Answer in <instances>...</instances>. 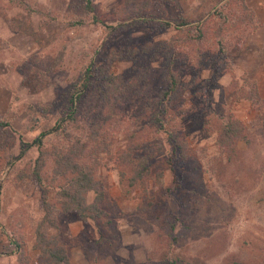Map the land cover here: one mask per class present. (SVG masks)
Segmentation results:
<instances>
[{
    "label": "rangeland",
    "instance_id": "1",
    "mask_svg": "<svg viewBox=\"0 0 264 264\" xmlns=\"http://www.w3.org/2000/svg\"><path fill=\"white\" fill-rule=\"evenodd\" d=\"M22 1L27 6L0 0V121L7 122L0 124V264H38L33 247L37 229L63 245L68 264H264V106L251 104L242 88L246 79L264 100V0H244L246 13L229 0H150L159 17L163 11L194 22L205 18L214 2V8H231L229 21L241 19L237 26L228 21L217 37L227 47L226 58L220 63L215 58L213 67L199 69L197 77L191 44L177 43L180 53L172 64L180 83L167 113L193 152L172 172L165 134L145 125L138 139L151 144L158 138L164 150L153 158L145 191L127 186L125 176L118 175L120 170L125 175V168L115 162L114 153L125 146L128 117L138 109L125 100L111 111L103 108L97 138L109 144L112 157L99 154L93 174L104 190V214L83 220L74 212H53V225L41 220L40 191L31 177L36 149L19 154L21 141L63 115V93L89 61L94 77L98 66L123 80L127 71H140L145 76L142 92L158 95L166 86L162 56L140 54L136 62L121 58L107 63L106 53L180 33L174 27L162 31L121 24L124 9L144 0H92L93 13L113 29L91 23L79 0ZM204 45L210 57L217 44L208 38ZM95 86L90 83L77 107L76 128L68 126L67 136L44 140L41 172L46 183L51 148L80 136V126L101 111ZM214 112L231 113L245 128V140L236 142L234 155L219 152L214 144L209 120ZM47 193L53 201V189ZM92 197L88 192L87 202Z\"/></svg>",
    "mask_w": 264,
    "mask_h": 264
},
{
    "label": "trees",
    "instance_id": "2",
    "mask_svg": "<svg viewBox=\"0 0 264 264\" xmlns=\"http://www.w3.org/2000/svg\"><path fill=\"white\" fill-rule=\"evenodd\" d=\"M15 1L18 4L21 2L23 6H27V3L22 0ZM170 1L176 2V0ZM230 1L243 12L248 11L244 0H229L227 2ZM151 3L150 0H144L130 8H125V13L120 14V23L131 27L136 24H143L142 26L146 25L148 28L153 26L162 31L174 27L180 35L177 38L174 36H169L166 39L161 38L155 42L146 41L138 46L127 45L124 52L121 49L110 48L106 53L105 60L110 63L125 58L126 61L136 62L140 54L150 56V58L162 56L165 61V64H163L165 66L163 80L166 86L161 89L160 93L154 96L142 92L145 76L135 69H133V73L127 71L128 76H125V80H123L119 74L111 73L98 66L94 77L92 76V62L89 61L82 68L78 78L67 88L65 94L63 93V115L50 128L40 131L29 141H21L20 143L19 154H24L31 147H34L37 152L31 177L40 191L43 211L42 222L53 225V212L54 214L55 212H74L83 220L87 218L96 220L104 214L101 207L105 199L104 190L94 178L93 172L99 164V154L104 153L107 157H112L109 144L101 138H97V128L105 120V111L102 110L105 107L108 111H111L112 106L125 100V105L138 109L130 113L128 117L130 127L125 130V146L114 153L115 162L125 168V175L121 170L118 175L120 179L125 176L127 186H136L141 191H145L146 181L150 179V167L153 158L164 150L161 142L157 141L158 138H155L156 141L151 144L138 139V131L144 128L145 125L152 127L154 132L165 134L170 146V155L166 161L172 172L175 170V166L188 161L193 152L188 147L187 141L181 136L179 126L173 125L172 118L167 113V109L175 97L173 92L176 91L180 83V78L173 70L174 65L172 64L180 53L177 43L182 41L191 44L190 50L194 52L197 62L194 77H197L199 69L213 67L215 58L219 63L221 59L226 58L227 47L217 37L221 34L225 24L232 19L227 11H233L230 7L225 10L224 6L214 8L215 3L212 2V9L209 13H206L207 16L192 22L179 16H165L163 11H160L162 17H159L150 8ZM79 5L82 10L90 13L91 23L101 25L106 29L114 28V25L105 23L93 13L92 0H79ZM155 5L161 8L159 3H155ZM215 18L218 20L211 22ZM240 21L241 19L236 17L235 22L229 21V26H237ZM80 23H82L80 20L76 22V24ZM208 38H211L217 44L212 51V54H215L216 57L210 54L212 59L207 56L209 52L205 51L206 45L204 44ZM93 77L94 81L92 80ZM91 82L96 83L95 90L98 99L95 100V104L97 105L96 108L101 109V111L95 115L94 119L96 120L88 119L83 126H80L79 130L82 132L80 136L68 137L69 139H65L63 145L51 148L48 156H50L52 169L47 179L48 183H46L47 177L41 172L43 157L47 153L44 140L48 136L61 133L67 136L65 129L68 126H75L77 107L87 95ZM242 88L244 90L243 97L249 100L251 104L258 108L264 106V100L260 99L253 83L243 79ZM211 115L212 117L209 120L215 132L214 144L216 148L227 156L234 155L236 142L245 140L244 126L229 112L220 115L214 112ZM0 124L1 126L6 125L7 122L0 121ZM158 174L160 173L158 172ZM48 188L53 189V201L48 197ZM88 192L93 193L90 202L86 200ZM33 247L39 252L40 262L38 264H68L69 262L63 245L54 236L48 237L38 229L35 231Z\"/></svg>",
    "mask_w": 264,
    "mask_h": 264
}]
</instances>
